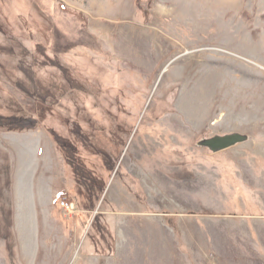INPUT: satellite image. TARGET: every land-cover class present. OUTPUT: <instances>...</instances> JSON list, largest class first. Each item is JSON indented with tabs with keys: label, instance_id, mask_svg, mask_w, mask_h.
I'll list each match as a JSON object with an SVG mask.
<instances>
[{
	"label": "rangeland",
	"instance_id": "374dc122",
	"mask_svg": "<svg viewBox=\"0 0 264 264\" xmlns=\"http://www.w3.org/2000/svg\"><path fill=\"white\" fill-rule=\"evenodd\" d=\"M0 264H264V0H0Z\"/></svg>",
	"mask_w": 264,
	"mask_h": 264
},
{
	"label": "water",
	"instance_id": "95a60500",
	"mask_svg": "<svg viewBox=\"0 0 264 264\" xmlns=\"http://www.w3.org/2000/svg\"><path fill=\"white\" fill-rule=\"evenodd\" d=\"M247 141V137L240 134H232L226 136H216L212 139H203L201 146L209 148L213 152L233 147L239 143Z\"/></svg>",
	"mask_w": 264,
	"mask_h": 264
},
{
	"label": "built area",
	"instance_id": "2783aa9c",
	"mask_svg": "<svg viewBox=\"0 0 264 264\" xmlns=\"http://www.w3.org/2000/svg\"><path fill=\"white\" fill-rule=\"evenodd\" d=\"M62 204H63V206H64L66 209H68V210H71V206H73V205H71L70 203H68L67 201L62 202Z\"/></svg>",
	"mask_w": 264,
	"mask_h": 264
},
{
	"label": "bare ground",
	"instance_id": "6f19581e",
	"mask_svg": "<svg viewBox=\"0 0 264 264\" xmlns=\"http://www.w3.org/2000/svg\"><path fill=\"white\" fill-rule=\"evenodd\" d=\"M229 2V1H228ZM222 5H223V3H222ZM226 6V5H225Z\"/></svg>",
	"mask_w": 264,
	"mask_h": 264
}]
</instances>
